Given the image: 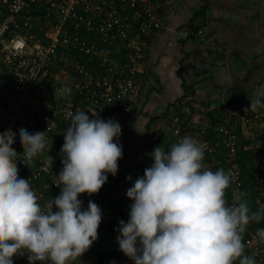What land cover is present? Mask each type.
I'll list each match as a JSON object with an SVG mask.
<instances>
[{
  "label": "clouds",
  "instance_id": "9594fccd",
  "mask_svg": "<svg viewBox=\"0 0 264 264\" xmlns=\"http://www.w3.org/2000/svg\"><path fill=\"white\" fill-rule=\"evenodd\" d=\"M58 96L71 88L56 90ZM247 110L264 108L261 99H250ZM77 109L68 112L60 149L62 168L52 183L60 191L43 204L31 187L30 178L18 176L17 160L31 163L45 149V131L0 136V264H13V256L27 253L29 264L50 261L68 264L80 258L98 238L102 210L91 199L84 207L80 194L97 193L115 176L122 158L121 125L99 112ZM17 142L23 159L13 152ZM205 145L184 136L165 149L157 145L147 153L151 159L143 175L126 180L127 221L115 229L119 250L134 264H256L244 255L242 233L251 220L264 218V204L250 209L242 191L225 198L232 183L230 172L203 166ZM264 243V228L256 229ZM111 264H116L112 261Z\"/></svg>",
  "mask_w": 264,
  "mask_h": 264
},
{
  "label": "built area",
  "instance_id": "2783aa9c",
  "mask_svg": "<svg viewBox=\"0 0 264 264\" xmlns=\"http://www.w3.org/2000/svg\"><path fill=\"white\" fill-rule=\"evenodd\" d=\"M171 1L0 0V136L11 133L18 140L22 132L45 131L47 145L53 137L63 143V129L70 123L67 113L77 109H84L90 118L89 110L99 112L101 118H114L122 127L140 91L137 77L142 53L149 38L162 27L160 8ZM33 7L38 9L36 13H32ZM63 86L70 87L71 94L58 96L56 90ZM252 87L255 94L245 98L242 105L230 100L219 104L224 119L215 127L216 141L211 143L204 136L200 140L206 146L202 164H207V169L215 161L216 152L222 150L226 172L232 176L225 190L229 204L233 203L232 193L243 188L239 148L252 152L255 200L264 201V164L257 152L261 148L259 139L264 137V108L245 111L250 99L259 98L264 103V83L256 82ZM200 122L202 133L209 119L202 116ZM171 128L174 134L181 133L178 116L171 119ZM241 137L249 143H241ZM12 151L23 159L18 142ZM56 155L62 159L60 152ZM36 161L32 167V162L30 165L25 161V165L17 160L16 166L19 177L30 178L43 204L48 199L47 191L38 182L47 179L54 185L58 171L50 157L40 154ZM109 190L105 185L91 196L83 193L78 197L84 207L89 199L100 206L102 220L98 228H108L113 221L103 204ZM245 246L256 264H264V247L256 233L245 239ZM27 255H14L13 264H29Z\"/></svg>",
  "mask_w": 264,
  "mask_h": 264
},
{
  "label": "crops",
  "instance_id": "0c3cea01",
  "mask_svg": "<svg viewBox=\"0 0 264 264\" xmlns=\"http://www.w3.org/2000/svg\"><path fill=\"white\" fill-rule=\"evenodd\" d=\"M262 1L172 0L160 8L162 27L149 38L142 53L137 77L140 91L132 113L121 127L119 143L123 156L118 160L117 174L108 175L114 199L127 202L126 191L131 182L126 177L135 179L139 175L135 165L155 146H163L169 140L177 142L184 136L200 143V108L217 109L223 100H230L232 87L243 83L250 70V78L243 83L246 98L251 96L249 89L253 84H263L264 63L256 60L264 56L259 22ZM197 11L201 14L193 17ZM255 63L257 68L253 67ZM174 116L179 117L180 125L184 121L188 129L174 134ZM203 166L207 168V164ZM38 183L47 191L48 199L59 194L47 179ZM114 220L115 225L98 228V238L91 247L68 264H134L119 250V233L115 230L119 221L116 217Z\"/></svg>",
  "mask_w": 264,
  "mask_h": 264
},
{
  "label": "trees",
  "instance_id": "16d2710c",
  "mask_svg": "<svg viewBox=\"0 0 264 264\" xmlns=\"http://www.w3.org/2000/svg\"><path fill=\"white\" fill-rule=\"evenodd\" d=\"M38 9L36 7H33V12L32 13H36ZM39 12H43L41 10H39ZM201 14V11H197L195 13L194 16H197ZM192 22V19L190 21V23ZM254 68H257V64L255 63L253 65ZM252 70H250L251 72ZM250 72H248L249 74L244 78V82L250 78L251 74ZM181 75V70H179V76ZM182 78V76L180 77ZM243 82V81H242ZM243 82V83H244ZM243 83H239V84H235L232 87V96L230 97V102L232 104H236L238 105H242L244 103V100L246 98V91L243 87ZM182 86L185 87L184 81L182 80ZM209 108V107H207ZM203 116H205L206 118L209 119V124L207 125V127L204 129V131L201 133V136H204L203 138L205 140L210 141L211 143H214L216 141V131H215V127H217L220 123L223 122L224 119V112L221 108H217V109H206L204 112H202ZM181 126L182 129H188L187 124L182 120H181ZM1 129V126H0ZM181 129V130H182ZM238 134L241 133L240 129L237 130ZM160 134V133H159ZM161 135V134H160ZM160 135H158V137H160ZM260 143H261V148H259L257 150L258 155H261V158L263 160V164H264V137L259 139ZM241 143H249L248 140H246L244 137H241L240 139ZM173 143H175V141L169 140L167 142H165L163 144V147L165 149L169 148ZM152 151V149H151ZM150 151V152H151ZM52 153V152H51ZM49 154L47 152L44 153L45 156H49L51 158L52 161L55 162L56 164V168L59 171L61 169V159L55 155V154ZM239 157H240V163L242 166V182H243V188H242V192H246L248 195L244 198L246 199L249 207L251 210L255 211L257 210L262 204H264V201L261 203H257L255 198H256V189H257V184L254 182V179L252 177V170H251V161L253 158L252 152L251 151H243L241 148H239L238 151ZM43 155V153H42ZM216 159L215 161L210 164L209 168L212 171H216L218 169H224L226 171L225 168V162H224V156L222 154V150L216 152L215 154ZM214 156V157H215ZM37 157L33 158L32 164L33 166L37 165ZM31 165V163H29ZM151 164V159L148 157V155L143 158L142 160H140L136 165H135V170L138 172L139 175H143V171L146 167L150 166ZM263 172H264V165H263ZM111 178L108 177V180L106 181V183L102 186L104 187L105 185H108L110 190L107 194H105V200L103 202V204L109 208L110 210V214L112 215V217H116L117 221L123 219L125 221H127L128 219V206L131 203L130 198H127V202H122V201H118L116 199H114V197L112 196V183H111ZM114 183H116L114 181ZM263 186H264V182H263ZM101 187V188H102ZM115 220L111 222V226L115 225ZM258 228H264V218H261L258 222L256 220H251L249 222V224L246 226L244 232L241 234L242 235V242L245 245V239L248 238L251 234H255L256 233V229ZM262 246L264 247V243H261ZM244 255L250 256V251L246 248H244ZM234 264H239V260H236L234 262Z\"/></svg>",
  "mask_w": 264,
  "mask_h": 264
},
{
  "label": "rangeland",
  "instance_id": "374dc122",
  "mask_svg": "<svg viewBox=\"0 0 264 264\" xmlns=\"http://www.w3.org/2000/svg\"><path fill=\"white\" fill-rule=\"evenodd\" d=\"M256 60H258V62H260V64H263L264 63V56L263 57L261 56L260 58H257ZM259 84H262V82H259ZM249 90L251 92V96H253L255 94L256 89L254 87H251ZM62 144L63 143L57 137H53L50 140V143L48 145L46 144L45 149L42 152L43 155H44L45 152H47L49 154L51 152H55V151L60 152ZM52 150H54V151H52ZM47 157H49V156H47Z\"/></svg>",
  "mask_w": 264,
  "mask_h": 264
},
{
  "label": "water",
  "instance_id": "95a60500",
  "mask_svg": "<svg viewBox=\"0 0 264 264\" xmlns=\"http://www.w3.org/2000/svg\"><path fill=\"white\" fill-rule=\"evenodd\" d=\"M259 22H260V30L261 32L263 33L264 35V0L261 2V5H260V11H259ZM231 60V59H230ZM229 60V61H230ZM230 66H231V69L233 71V67L231 65V62H230ZM234 73V71H233ZM235 77V75H234Z\"/></svg>",
  "mask_w": 264,
  "mask_h": 264
}]
</instances>
